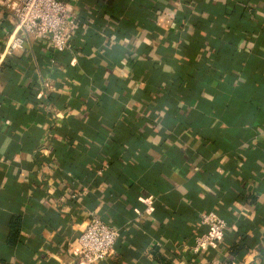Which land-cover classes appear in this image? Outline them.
Wrapping results in <instances>:
<instances>
[{"label":"crops","instance_id":"crops-1","mask_svg":"<svg viewBox=\"0 0 264 264\" xmlns=\"http://www.w3.org/2000/svg\"><path fill=\"white\" fill-rule=\"evenodd\" d=\"M66 2V51L0 58V264H83L90 210L97 264H264V0Z\"/></svg>","mask_w":264,"mask_h":264},{"label":"built area","instance_id":"built-area-1","mask_svg":"<svg viewBox=\"0 0 264 264\" xmlns=\"http://www.w3.org/2000/svg\"><path fill=\"white\" fill-rule=\"evenodd\" d=\"M0 6L14 19V27L0 53L1 60L23 51L29 40L49 41L58 52L70 46L66 32L76 26L78 16L68 9L66 0H0ZM200 219L208 229L197 235L192 246L195 253L213 247L228 227L227 220L215 209L202 212ZM119 235L116 226L96 210H90L79 237L78 252L83 264H97L113 255Z\"/></svg>","mask_w":264,"mask_h":264},{"label":"trees","instance_id":"trees-1","mask_svg":"<svg viewBox=\"0 0 264 264\" xmlns=\"http://www.w3.org/2000/svg\"><path fill=\"white\" fill-rule=\"evenodd\" d=\"M10 242H11V243L16 242V234H15V233H14L13 236L11 237Z\"/></svg>","mask_w":264,"mask_h":264}]
</instances>
